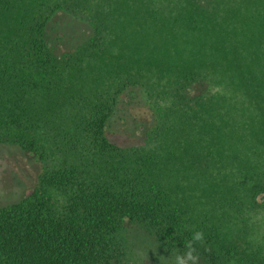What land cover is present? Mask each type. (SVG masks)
Wrapping results in <instances>:
<instances>
[{
    "label": "trees",
    "instance_id": "obj_1",
    "mask_svg": "<svg viewBox=\"0 0 264 264\" xmlns=\"http://www.w3.org/2000/svg\"><path fill=\"white\" fill-rule=\"evenodd\" d=\"M187 3L192 29L222 13L239 25L234 39H247L251 22L250 41H264V0ZM148 5L161 8L156 0H0V146L40 166L23 197L0 206V264H264V234H231L248 188L264 189V171L250 174L249 157L237 167L249 170L228 175L237 178L228 185L215 142L182 150L170 140L174 115L192 118L216 97L236 107L246 100L229 98L235 84L224 70L154 63L164 34L156 19L135 26L132 18ZM58 11L93 28L60 57L45 38ZM196 84L207 89L189 97ZM134 107L144 110L145 134L120 143L113 132L136 130ZM253 154L252 169L264 170V153Z\"/></svg>",
    "mask_w": 264,
    "mask_h": 264
},
{
    "label": "rangeland",
    "instance_id": "obj_2",
    "mask_svg": "<svg viewBox=\"0 0 264 264\" xmlns=\"http://www.w3.org/2000/svg\"><path fill=\"white\" fill-rule=\"evenodd\" d=\"M156 1H160L161 8L148 5L145 10L137 7V10L132 11L135 26L141 19L146 21L148 18L156 19V26L159 27L158 35L164 34L165 39L153 45L154 63L160 62L159 65L162 67L167 62L176 67L181 60L189 59L197 63L201 62L203 67L215 73L224 70L235 84L233 94H230L229 98L246 100L245 105L236 107L229 106L225 98L216 97L211 105L197 109L192 118L174 115L173 120L170 121L172 144H180V148L184 150L186 142L202 143L207 138L206 140L215 142L221 158L218 172L226 177L228 175L234 177L250 169V174L261 175L263 169H252L256 165L253 152L256 150L264 153V145L256 146L254 143L257 139L264 142V41L257 43L250 41V26L256 24L250 22V26L242 27L249 31L247 39L239 37L234 39L232 33L237 36L242 34H238L239 25L228 22L222 13H217L215 17L192 29L186 22L191 11L187 0ZM173 18L179 21L174 22ZM92 36L93 28L88 21L66 11L56 12L45 28L49 51L56 57L78 48ZM261 68H263L262 72H260ZM249 72L250 78L247 81L250 87H239L236 91V85L242 81L240 77L246 76ZM206 89L196 84V86H188L186 92L189 97H194ZM132 106L134 105L131 104ZM132 110L134 116L138 117L135 119L136 130L128 133L114 131L115 139L120 143L140 140L145 134L143 129L140 131L139 126L146 124V121L139 119L141 117L138 115H142L144 110L136 107ZM123 135L126 137H121ZM249 157V169H238L239 165L245 166L243 163H247ZM39 168V163L35 159L29 160L20 153L0 146V206L19 201L25 191L30 189ZM258 176H253L252 179H260ZM231 177H227L228 185L237 180ZM201 184L200 192L204 193L203 181ZM248 189L250 196L247 199L245 212L231 225V234H236V231L241 229L250 239L252 233L264 234V189L251 187ZM232 220L233 218L231 222ZM137 251V253L141 252ZM139 256L141 257V254Z\"/></svg>",
    "mask_w": 264,
    "mask_h": 264
},
{
    "label": "clouds",
    "instance_id": "obj_3",
    "mask_svg": "<svg viewBox=\"0 0 264 264\" xmlns=\"http://www.w3.org/2000/svg\"><path fill=\"white\" fill-rule=\"evenodd\" d=\"M201 236H202V234H201V233H197V234H196V239H200V238H201Z\"/></svg>",
    "mask_w": 264,
    "mask_h": 264
}]
</instances>
